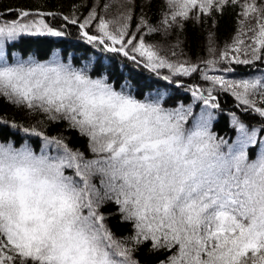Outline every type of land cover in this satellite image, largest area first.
I'll return each instance as SVG.
<instances>
[{
  "label": "snow or ice",
  "instance_id": "obj_1",
  "mask_svg": "<svg viewBox=\"0 0 264 264\" xmlns=\"http://www.w3.org/2000/svg\"><path fill=\"white\" fill-rule=\"evenodd\" d=\"M101 3L105 11L122 10L107 18L96 0H86L73 5L86 15L72 12L62 20L78 27L92 49L122 54L153 72L168 69L170 75L161 79L169 83L199 72L207 86L189 85L185 91L202 110L194 113L192 104L179 102L165 106V93L150 97L142 90L151 84L125 81L117 90L108 82L111 65L98 58L77 68L74 54L63 62L55 51L44 61L13 53L10 63L6 43L65 32L44 19L57 13L9 9L16 18L0 23V99L32 116L42 114L49 123L66 122L87 139L91 156L37 126L21 130L42 139L40 154L27 143L0 142V264H140L135 253L149 242L148 254L166 253L157 264H264V148L255 156L249 152L264 145V137L258 140L264 124L248 127L231 113L233 141L212 130L213 110L220 107L215 93L230 94L243 112L264 119V76L209 74L225 62L264 61V0H163L160 26L153 27L141 12L135 32L129 28L135 0ZM227 6L240 7V29L219 57L210 43L213 58L203 61L204 68L173 61L145 42V28L167 36L177 24ZM248 33L252 42L246 44L242 37ZM161 87L167 85H156ZM108 204L131 225L130 235L118 238L112 232L101 211Z\"/></svg>",
  "mask_w": 264,
  "mask_h": 264
},
{
  "label": "trees",
  "instance_id": "obj_2",
  "mask_svg": "<svg viewBox=\"0 0 264 264\" xmlns=\"http://www.w3.org/2000/svg\"><path fill=\"white\" fill-rule=\"evenodd\" d=\"M110 4L119 5L122 0H106ZM81 3H86V0H0V23L10 21L16 18L14 12L8 11L9 9H24L30 12H53L57 13L56 16L44 17L46 23L56 27L65 32L62 37H28L25 36L18 42L6 43L5 54L9 62H13V53L19 55L22 59H27L30 55L39 61L50 59L53 52H59L61 60L68 62L69 54L73 56V66L82 68L86 64H94L95 59H99L104 64L111 65V73L109 83L120 90L121 85L128 81L132 85H147L151 84L153 87L149 89H142L146 95L154 97L157 91L165 93V106L172 107L179 103L192 104L194 113H199L202 110V105L199 101L193 102L191 92H186L185 89L189 85L192 86H207L204 81L200 79V73H194L188 77L173 78L171 83L161 79L163 76L170 75L168 69H159L153 72L144 67L143 63L137 65L136 63L127 60L119 53H110L103 51L102 48L92 49L91 46L86 45L80 38L78 27L64 24L62 20L63 15H70L72 12L78 17L87 14L85 9L77 7ZM95 6L100 14L105 15L107 18H112L117 15V12L122 9L116 7L105 11L102 8L101 0H96ZM143 6V7H142ZM163 0H135V18L130 22V31L137 30L136 25L139 22V16L143 12L144 16L153 27H159L160 19L165 11ZM241 11L240 7L227 6L224 11L216 12L211 16H204L199 21L195 18L188 19L187 21L177 24L174 28L168 31L167 36L163 33L148 34L147 28L144 29L145 42L157 46L161 50V55L169 59L183 60L204 68L203 61L213 58L209 54L208 48L211 45L215 48V57H219L221 51L226 50L227 46L232 45L234 38L237 36L240 24L238 21L242 19L238 16ZM194 17V14H193ZM254 24V21L252 22ZM62 26V27H61ZM248 25L245 24V29ZM251 33L242 37L245 43H251L248 39ZM179 45L175 47V45ZM176 51L177 56L171 55L172 51ZM233 53H230V55ZM220 71L209 74L224 75L228 79L240 78H253L264 76V61H255L249 65L222 63L218 65ZM223 68H231V72H223ZM90 75L96 78V73L89 70ZM179 83V87H177ZM156 85H167L157 90ZM134 91V89H133ZM138 99L144 97L134 91ZM217 95V103L220 105L219 109L213 110L216 119L213 121L212 130L219 136L233 141L235 138V129L230 127L231 113L244 122L248 127L253 125L261 126L264 124V119L255 113H245L241 108L237 107V102L234 97L226 93H215ZM169 97H171L169 99ZM45 121L40 124V121ZM17 124L21 127L12 128L11 124ZM37 126L38 130H42L48 136H63L65 143L72 149H79L85 152L87 156L91 153L87 150V139L82 138L75 130H70L66 122L49 123L46 118L40 114L32 116L26 110L19 109L11 103L0 99V142L13 141L16 147L21 144L27 143L32 147L36 154H40L43 148L42 139L29 136L25 134L21 128ZM264 136V132L258 134L259 138ZM257 146L249 149L250 155L255 156L257 153ZM50 155L55 154V149L49 147ZM71 174V173H69ZM101 211L108 217L107 224L112 232L119 238L131 234V225L127 222H122L117 213V206L114 204L105 205ZM150 247V242L145 243L135 253V258L140 261V264H157L159 259H164L166 253L160 252L155 255L147 253Z\"/></svg>",
  "mask_w": 264,
  "mask_h": 264
}]
</instances>
